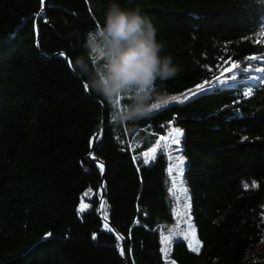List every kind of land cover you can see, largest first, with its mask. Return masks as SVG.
<instances>
[{
    "label": "trees",
    "instance_id": "trees-1",
    "mask_svg": "<svg viewBox=\"0 0 264 264\" xmlns=\"http://www.w3.org/2000/svg\"><path fill=\"white\" fill-rule=\"evenodd\" d=\"M171 128L200 249L164 261ZM173 263L264 264V0H0V264Z\"/></svg>",
    "mask_w": 264,
    "mask_h": 264
},
{
    "label": "rangeland",
    "instance_id": "rangeland-1",
    "mask_svg": "<svg viewBox=\"0 0 264 264\" xmlns=\"http://www.w3.org/2000/svg\"><path fill=\"white\" fill-rule=\"evenodd\" d=\"M86 2L93 15L100 9L102 4V0H86ZM257 72H260V70ZM222 85L224 84L221 81H216L211 84L209 89ZM200 92L201 91L196 90L168 97L161 105L156 107L155 110L159 112L169 106L185 104L196 97ZM178 134L180 133L177 129L171 128L166 136L160 138L155 145L141 155V159L146 165L154 163L156 156L159 154H162L167 162L168 194L169 203L173 212V221L170 224L161 225L158 229L163 246L162 254L164 261L170 260L172 245L176 241L185 242L193 251H198L200 249L197 232L192 223L190 214L188 187L183 178L184 159H182L180 155L181 150L177 141L179 137ZM104 167L102 168V172L104 170L106 171V167ZM102 208L103 206L100 208V215L97 216L101 221L105 222V218L102 217Z\"/></svg>",
    "mask_w": 264,
    "mask_h": 264
},
{
    "label": "water",
    "instance_id": "water-1",
    "mask_svg": "<svg viewBox=\"0 0 264 264\" xmlns=\"http://www.w3.org/2000/svg\"><path fill=\"white\" fill-rule=\"evenodd\" d=\"M45 9V8H44ZM44 9L42 10V12L44 11ZM41 12V13H42ZM36 37H37V41H38V39H39V35H38V32H37V35H36ZM97 136H98V134L95 136V138H94V141H93V144L95 143V141H96V139H97ZM96 163L97 164H99L100 166H102V168L104 167V165L100 162V161H96ZM105 168V167H104ZM104 170V169H103ZM105 170L103 171V174H102V180H104V178H105ZM101 191H102V193H103V187H101ZM100 215V209H99V211H98V216ZM105 223L108 225V226H110L111 227V225H110V223L108 222V221H106L105 220ZM114 232V231H113ZM115 233V232H114ZM116 234V233H115ZM118 236V238L120 239V240H122L121 239V237L119 236V235H117ZM123 245V244H122Z\"/></svg>",
    "mask_w": 264,
    "mask_h": 264
},
{
    "label": "bare ground",
    "instance_id": "bare-ground-1",
    "mask_svg": "<svg viewBox=\"0 0 264 264\" xmlns=\"http://www.w3.org/2000/svg\"><path fill=\"white\" fill-rule=\"evenodd\" d=\"M88 1V0H87ZM36 39H37V37H36ZM91 156H89V158H90ZM184 178V177H183ZM102 179V178H101ZM103 182V183H102ZM102 182H101V187H103V193H102V191H101V187H100V199H99V206H98V210H97V215H98V211H99V209L101 208V206L103 205V201H104V182H105V178H104V180H102ZM98 217V216H97Z\"/></svg>",
    "mask_w": 264,
    "mask_h": 264
}]
</instances>
